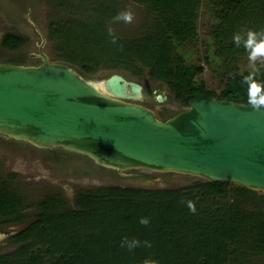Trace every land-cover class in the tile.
Returning a JSON list of instances; mask_svg holds the SVG:
<instances>
[{"label": "trees", "instance_id": "1", "mask_svg": "<svg viewBox=\"0 0 264 264\" xmlns=\"http://www.w3.org/2000/svg\"><path fill=\"white\" fill-rule=\"evenodd\" d=\"M67 1L59 0L60 6ZM97 1L83 21L76 9L72 18L55 24L56 61L83 77L103 69L149 76L188 106L193 99L212 98L248 104L247 86L241 85L248 71L238 72L248 54L243 44L236 47L233 36L264 30V0H204L211 19L204 59L226 77L219 94L196 80L203 68L187 59V47L199 43L203 0H139L148 11L144 30L136 37L115 35V45L107 23L119 13L117 4ZM26 42L7 34L2 47L16 51ZM258 80L264 83V69ZM263 198L231 182L205 180L184 190L103 187L79 192L72 204L60 194L48 195L29 226L6 239L9 251L0 252V264H143L146 258L159 264H245L264 257V213L257 207L264 205ZM189 200L195 213L186 206ZM24 211L22 199L2 183L1 228L22 226ZM142 217L150 220L147 226L140 224ZM126 237L150 241L152 247L129 252L121 248Z\"/></svg>", "mask_w": 264, "mask_h": 264}, {"label": "water", "instance_id": "2", "mask_svg": "<svg viewBox=\"0 0 264 264\" xmlns=\"http://www.w3.org/2000/svg\"><path fill=\"white\" fill-rule=\"evenodd\" d=\"M42 39L39 66L0 64V135L35 148H61L120 173L146 170L231 182L264 194V111L212 98L161 120L132 103L143 87L112 74L92 81L52 62ZM165 92L157 95L163 103ZM20 227L0 230V241Z\"/></svg>", "mask_w": 264, "mask_h": 264}, {"label": "rangeland", "instance_id": "3", "mask_svg": "<svg viewBox=\"0 0 264 264\" xmlns=\"http://www.w3.org/2000/svg\"><path fill=\"white\" fill-rule=\"evenodd\" d=\"M105 1L117 4L119 13L131 11L134 14L131 24L110 23V21L107 23V28L111 27L115 35L136 37L144 30L148 21V11L139 0ZM67 2L68 6L61 7L59 0H0V64L41 65V59L35 55L39 54L42 39L31 20L36 23L45 36L44 51L52 62L61 63L56 61V47L51 39L53 27L63 19L72 18L71 13L74 14L76 9L78 10V19L83 21L90 16L91 9L98 1L68 0ZM210 26L211 19L207 15L203 0L197 22L199 43L195 49L191 46L187 47L186 51L189 53L187 59L189 63L203 68V72L196 76V80L203 81L208 89L219 94L226 82L224 72L221 68L206 63L204 59L206 48L203 41L211 31ZM7 34L22 36L27 39V42L16 51L6 50L2 47V42ZM248 64L247 57L240 60L238 72L248 71ZM73 69L75 70V68ZM112 74H120L127 80L142 85L144 88L143 104L152 107L161 120L170 119L189 107L177 99L162 82L149 78V76L137 78L126 69L121 71L103 69L87 75L85 78L92 81H104ZM163 92L166 93L168 100L158 103L156 96ZM200 180L202 179L186 175L146 170H129L120 174L116 170L97 166L85 156L70 154L59 149H38L25 142L0 135V185L8 184L23 201L25 220L23 225L19 226L20 229L29 226L34 219L39 202L48 195L60 194L67 200L69 199L68 201L72 204L79 192L93 191L103 187L184 190L198 184ZM256 193L257 197H264L263 193ZM257 207L260 209L262 207L264 213L263 204H258ZM247 210L252 211L250 206H247ZM8 246L6 239L1 240L0 252L9 251ZM245 264H264V257L247 259Z\"/></svg>", "mask_w": 264, "mask_h": 264}, {"label": "clouds", "instance_id": "4", "mask_svg": "<svg viewBox=\"0 0 264 264\" xmlns=\"http://www.w3.org/2000/svg\"><path fill=\"white\" fill-rule=\"evenodd\" d=\"M133 20L134 14L131 11H124L113 17L111 22L131 24ZM108 35L112 37L110 42L113 45L117 44L114 30L111 27L108 28ZM244 36L247 38L244 39ZM233 42L237 48L241 47V44H243V48L248 54V75L244 76L241 81L242 86H247V103L250 108L255 111H264V83L258 80V76L261 74L262 69H264V30L259 32L253 30L237 32L233 36ZM258 61L259 65L257 64ZM186 206L192 213L196 212L194 201H187ZM139 222L141 225L147 226L150 220L146 217H142ZM140 247L151 248L152 244L150 241L141 242L138 239L129 240L127 237L121 242V248H126L129 252H133ZM143 264H159V262L146 258Z\"/></svg>", "mask_w": 264, "mask_h": 264}, {"label": "flooded vegetation", "instance_id": "5", "mask_svg": "<svg viewBox=\"0 0 264 264\" xmlns=\"http://www.w3.org/2000/svg\"><path fill=\"white\" fill-rule=\"evenodd\" d=\"M29 19H30V17H29ZM31 20V19H30ZM29 23H30V21H29ZM35 57H36V55H35ZM129 81V80H128ZM133 82V81H132ZM142 86V85H141ZM143 87V86H142ZM143 90H144V88H143ZM157 97V96H156ZM143 96L139 99V100H135V101H132V103H136V104H140V105H143V106H146V107H148L149 109H151V110H153V108L152 107H150V106H148V105H144L143 103ZM154 111V110H153ZM155 112V111H154ZM155 114H156V112H155ZM157 115V114H156ZM157 117H158V115H157ZM159 118V117H158ZM160 119V118H159ZM56 149H59V150H63V149H61V148H56ZM52 150H55V149H52ZM63 151H65V150H63ZM66 152H68V151H66ZM68 153H70L71 154V152H68ZM72 154H75V153H72ZM78 155V154H77ZM120 174H122V173H120Z\"/></svg>", "mask_w": 264, "mask_h": 264}]
</instances>
